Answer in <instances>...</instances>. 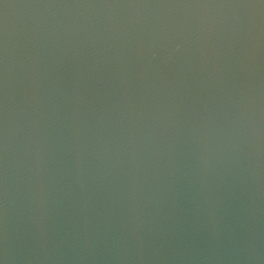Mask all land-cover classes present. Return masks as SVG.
I'll return each instance as SVG.
<instances>
[{
  "label": "water",
  "instance_id": "1",
  "mask_svg": "<svg viewBox=\"0 0 264 264\" xmlns=\"http://www.w3.org/2000/svg\"><path fill=\"white\" fill-rule=\"evenodd\" d=\"M0 264H264V0H0Z\"/></svg>",
  "mask_w": 264,
  "mask_h": 264
}]
</instances>
